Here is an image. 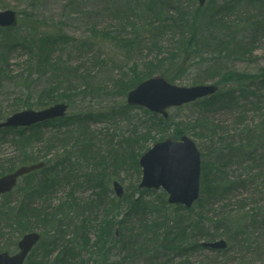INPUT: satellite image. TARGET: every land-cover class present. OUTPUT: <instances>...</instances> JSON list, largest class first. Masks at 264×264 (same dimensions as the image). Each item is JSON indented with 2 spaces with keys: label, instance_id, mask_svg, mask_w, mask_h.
<instances>
[{
  "label": "rangeland",
  "instance_id": "rangeland-1",
  "mask_svg": "<svg viewBox=\"0 0 264 264\" xmlns=\"http://www.w3.org/2000/svg\"><path fill=\"white\" fill-rule=\"evenodd\" d=\"M207 9L217 13L215 23L211 21L207 25L209 18L204 11ZM5 10L17 13L18 24L13 30L4 29L8 45L13 46L12 50L7 52L0 49V52H7L9 56L7 75L0 77V115H4L5 119L16 111L49 107V104L36 105V98L54 78H62L61 71L58 74L48 73L30 86L27 85L29 89L15 81V77L21 73L25 77L32 55L25 41L29 40L31 44L39 37H48L50 41H58L53 47V57L60 62L59 67L71 66L78 71L74 74L76 81L73 84L77 88L71 91L64 89L60 93V96L70 97L73 101V107L68 110L62 124L69 123L70 127L78 117H85L89 121L85 136L91 138L92 132L97 135L94 148L83 145L82 148H74L75 157L79 159L77 162L74 163L67 155L62 157L66 167L64 172L62 165L58 166L55 160V166L63 173V178L79 175L83 184L73 189L71 185L59 187L56 193L46 198L49 208L68 202L73 210L72 215L77 212L81 214L74 215V218H63L64 224L69 228L74 227L67 240L74 236L78 239L77 228L81 224L90 229L88 240L83 238L80 241L81 245H89L86 250H78L82 251L83 258L77 257L76 252L73 255V252L67 251V256L73 257V260L63 264H94V258L95 264H108L111 260L129 264L130 260H125L124 254L120 253L122 246L141 241L142 231L150 226L147 221L144 229L140 226L142 219H148L145 214L140 217L133 215L128 220L124 216L128 208L127 199L140 195L138 186L142 174L139 167L135 166L137 153L166 138L173 139L176 123L187 129L184 134L201 151L202 188L204 167L207 169L204 183L206 194L200 197V202L210 196L220 197L210 207L214 212L209 214L203 224L208 234L214 236V239H208H225L228 243V248L223 251L205 248L196 250L189 261L195 264L208 263L210 260L225 264H264V148L258 147V141L250 138L251 145L248 146V138L238 134L239 126L235 123L238 117L244 116L246 123L252 125L251 128L260 125L264 115V80L260 79L254 84L251 90L255 92L252 94L248 85L229 79V82L220 85L219 94L234 92L237 103L230 105L223 100L222 107L213 108L210 99H204L172 108L169 110L168 124L164 127L160 116H150L148 111L128 107L126 100V93L133 87L132 78H141L151 72H154V76H164L165 73L172 76L171 67H183L173 82L185 87L215 83L225 70L242 72L246 81L249 75L257 77L264 68V0H208L203 7L199 5V0H0V11ZM219 23L229 28L224 32L226 38L232 34V28L237 27L239 31L235 32V45L242 43L248 49L253 48L254 54L246 55L245 58L240 56L216 60L212 40ZM193 31L196 32L195 40L191 39ZM189 42L191 47H188ZM134 66H138V73H131ZM219 67L225 69L221 71ZM30 92L33 100H29L32 106L28 107L30 104L26 106L25 99ZM89 111L93 112L83 116ZM110 113L112 116L107 118ZM141 120L146 122L147 131L146 125L140 127ZM59 123H44L40 130H28L27 134L33 136L27 145L28 150L34 152L41 147L37 138L42 134L46 137L76 135V128L54 135L57 130L68 128L54 125ZM225 127L229 131L224 136L226 140L221 134V129ZM134 129L139 131V136L131 137ZM81 132L80 139L83 141L86 137ZM14 136V133H10L5 140H0V159H13L18 155L13 144ZM132 139L135 143L130 142ZM56 144L54 148L58 150L52 151L49 157L52 162L54 156L62 151L63 144ZM231 146L239 148L237 152L244 154L240 163L230 157ZM91 150L106 157L96 162L92 159ZM102 162L104 166L100 165ZM94 168H97V174L101 173L102 185L96 184ZM44 175L35 173L34 178L47 183L49 180ZM51 175L58 179L56 172L53 171ZM113 178L125 189V196L121 199L115 197ZM25 184V180L21 179L14 191L0 197V212L24 200L27 191ZM156 191L145 193L144 197L159 207L161 203L155 200L163 190ZM92 197L94 202H91ZM196 210L198 208L194 207L188 216L195 218ZM17 217L16 222L22 228L25 225L26 229L22 231L16 225L8 227L6 238L0 237V251L17 252L18 236L24 234L21 232L35 228L49 230L44 226V214L41 212L33 211L27 216L22 214ZM113 219L114 222L122 221L120 226L124 230V241L115 249H111L114 240L108 236ZM2 226L3 221H0ZM106 246L104 258L98 263L96 253ZM57 253L58 250L54 256ZM41 257L42 254L34 256L30 264H36V259ZM166 259L162 253L161 262Z\"/></svg>",
  "mask_w": 264,
  "mask_h": 264
},
{
  "label": "trees",
  "instance_id": "trees-1",
  "mask_svg": "<svg viewBox=\"0 0 264 264\" xmlns=\"http://www.w3.org/2000/svg\"><path fill=\"white\" fill-rule=\"evenodd\" d=\"M206 15L209 18V21L207 22V25L212 21L215 23V20L217 19V13H212L210 9L204 10ZM219 12V11H218ZM218 30L214 33L213 35V40L212 43L214 44L212 49H216L215 55H216V60H222L225 58H231L235 57L238 58L240 56L244 57L246 55L252 56L254 54V49L246 47V45H241L242 43H237L235 45V40H236V31H239L237 27H233V32L232 34L226 38L224 36L225 30L229 29L227 25H222L218 24L217 27ZM259 27H257L258 30ZM14 28H9V30H13ZM193 36H191L192 40H195L196 38V32L193 31ZM0 34L2 35V38H0V49H3L7 52H10L12 50V45H8V38L6 37V34H4V29L0 28ZM258 34V32H257ZM27 44L26 46L31 50V58L30 62L28 65L27 70L25 71V77L24 74L21 73L18 76H16L15 81L20 82L24 87H27L36 82L37 80H40V78L47 76L48 73L51 72H57L55 74H58V71H61V77L62 78H54V80H59V81H54L49 83L48 89L40 91L41 93L38 95L36 98V105L38 106H44L45 102H54L57 100H69L71 101L70 97H62L60 96L61 90L67 89L68 91L74 90L77 88V86H74L73 84L75 83L76 79L74 74L78 73V71L71 67V66H60V62L57 61L53 57V47L58 41H50L48 37H39L35 40L32 41L30 44L29 40L25 41ZM210 45V43L208 42ZM229 46H232V48H229ZM188 47H191V42L188 43ZM228 48V49H227ZM225 50H228L226 52ZM229 50H232L231 52ZM7 52H0V77L3 78L5 72H8V67H9V56ZM235 54V55H232ZM155 67H158L155 66ZM183 67L176 68L174 69L171 67L172 71V76H169L168 73H165L164 76L171 81H174V78L176 75L181 73V70ZM220 68V67H219ZM225 69V68H220ZM55 70V71H54ZM136 70L133 69L132 73H134ZM222 71V70H221ZM136 73H138L136 71ZM154 75V72L151 73H145L144 76H141V78H132L131 79V86L136 85L139 83L142 79L152 77ZM250 76V75H249ZM262 76V79L264 80V68L262 69V73L260 74ZM37 77V78H36ZM79 78H81L79 76ZM217 81L219 84H225L226 82H229V79H232L233 82L239 83L244 79V76L242 75V72L240 73L239 71L236 70H225V72L220 74L218 77ZM19 80V81H17ZM264 84V82H263ZM28 85V86H27ZM22 98L19 97L17 101H19ZM26 100V106H32V103L30 102L31 100V92L28 94ZM30 100V101H29ZM223 100H226L228 104L232 105L237 103V97H235L234 92H222L220 94H217L216 96L210 98L209 103L213 108L217 107H222L221 104ZM25 101H23L24 103ZM34 102V101H33ZM71 106V102H69ZM210 110V109H209ZM86 113L83 115L85 116ZM112 116V114L110 115ZM4 117V115H0V120ZM60 123L59 124H54L58 125L61 127H68V124H62L65 119H59L58 120ZM71 121V120H70ZM162 121V125L165 126L166 122ZM246 118L243 116V118L240 116L235 120V123L237 126H239L238 129V134L242 137H247L248 138V146L251 145V140H256L258 141V147L262 146L264 148V115L261 118V123L259 126H255L253 128L252 125H249L246 123ZM89 124V121L86 120L85 117H78L77 121L71 123V126L68 128H61L54 133V135H60L64 131H68L70 128H76L77 133L75 136L72 135H67L66 137L62 136H53V137H46L43 134L37 138L41 144V147L37 149L36 151L32 152L28 150V144L29 141L33 138L30 137L27 134V131H36L40 130L41 126H34L31 128H19V129H3L0 131V140H5L10 133H14V145L17 148L18 155L13 158V159H0V176L9 173L13 171L16 167L20 165H25V164H30V163H35L38 161H45L46 166L38 172L35 173H44L47 178L48 182L44 183L42 181H38L35 179V173H32L30 175L25 176L24 178L26 184V193L24 194V200L19 202L16 206H19L16 208L14 207H9L6 210H3L0 212V221H3L2 227H0V237H3L5 235L6 229L9 227H13L14 225L19 226L22 231L26 229L25 225H23V228L20 224H18L16 221L18 220L17 216H20L24 214V216H27L30 214V212H41L44 214V219L48 220L51 219L52 222L49 225V227H52L58 220L60 215H62V218L66 216H74V215H81L78 212L74 215H72L73 210L70 208L71 204L68 202L63 203L62 205L56 207L53 206L49 208L48 202L46 198H50L51 195L56 193L57 189L59 187L63 186H68L71 185V189L77 188L78 185L83 184L81 182L80 176L74 177L73 175L71 177H65L63 178L62 174L58 169L57 166H55L52 163V159H50V155H52V151L58 150V148H54L55 144L58 142H61L62 145V151L56 156H54V160L56 159L58 166L62 165V172L66 170L65 167V161L62 160V157H67L70 160H73V162H77L79 159L76 158L75 150L74 148H82V145L84 147H90L94 148L95 143V137L97 136H92L91 138H87L85 135L86 128ZM53 125V124H52ZM176 133L174 134V137L179 138L182 136L187 129H183L182 125L180 123H176ZM82 131V132H81ZM80 132L83 136L86 138L83 139V141L80 139L82 138L80 135ZM228 129L222 128L221 129V134L224 136L228 134ZM134 134V133H133ZM43 136L45 139H43ZM47 138V139H46ZM59 140V141H58ZM85 140V141H84ZM82 142H84L82 144ZM56 144V145H57ZM71 145L70 148H68V145ZM257 145V143H256ZM112 147V146H111ZM239 148H234V146L230 147V157L233 158L237 162H241L244 159V154L238 153L237 150ZM111 151V150H110ZM109 152V151H108ZM139 156V153L137 154ZM91 156L92 159L96 160H103L106 156H104L100 152H96L94 150H91ZM222 158V157H220ZM223 159V158H222ZM54 162V161H53ZM101 166L104 165V162L100 164ZM137 167L138 164L136 162L135 164ZM206 168L204 167V172H203V188L201 192V196L205 197V170ZM56 172L57 178L55 179L52 177L51 173ZM97 168H94V173H96ZM208 177H209V173ZM87 177L83 178L85 180ZM209 179V178H208ZM96 180V179H95ZM98 182V180H96ZM100 184V182L98 183ZM77 190V189H76ZM151 192L150 190H141L139 191L140 195L138 197H133L132 199L128 200L127 199V209L124 212V216H126L127 220L132 218L133 215H137V217H140L142 214H145L148 219H142L140 226H142V229H144V225L146 224V221L150 224L148 229H144L142 231L143 237L142 240L139 242H131L132 245L127 246L124 244L121 248V252L124 254V259L125 260H130L129 264H135L139 263L140 264H195L189 261L191 254H193V251L203 249L202 244H200V239L204 235L207 240H210L208 238H214V236H211L208 234V232L204 229L203 224L205 220L208 219L209 214L213 213V210L210 209L212 204L220 197L216 196H210L209 199H204V202H200L202 198L197 202V204L194 207H197L198 210H196V216L195 218H192L188 216L189 214L192 213L193 209L191 210H181L183 207L178 206V207H173L167 205V202L165 200V195L160 194L158 199L155 200L157 202H160L161 205L157 207L155 205V202L146 200L144 197L145 193ZM227 193H224V195ZM43 197H45L43 199ZM91 202H94V197L91 198ZM40 204L37 209L32 208L33 204ZM118 205L121 203L118 202ZM32 207H31V206ZM50 209V210H48ZM215 216H218L216 213H214ZM115 219H113L111 226L108 231V236L112 240L113 238V246L111 249H115L116 247L119 248V244L123 242L124 240L122 239L123 237V229L121 230L120 224H122V221L120 222H114ZM153 220L152 223H150ZM224 221L221 222L223 225ZM48 227V225H44ZM225 225H223L224 227ZM116 229L119 230V239L115 237V231ZM79 236L78 239L76 236H74L71 240L67 241V234L68 232L63 231L61 226L57 227L56 230L53 231V236L51 240V245L48 244L44 248V252L46 254H42V257L39 259H36V264H59V263H67L68 261H72L73 257H68L67 256V251L76 252L77 257L83 258L82 257V248L86 250V247L89 245H81L80 241L85 238L88 240L90 235V229L87 226H82L79 225L77 228ZM81 232V234H80ZM192 244V245H191ZM259 248V244H257ZM62 246L63 250L59 253L57 257H54L52 259L54 251L59 247ZM108 246V245H107ZM106 247L101 248L97 251L96 257H97V262L99 263L101 259L103 260L104 254L106 252ZM138 252L136 251V249ZM77 250V251H76ZM162 253L165 255L167 258L165 262H161V256ZM177 259V261H176ZM33 257L30 258L29 261H32ZM53 261V262H52ZM95 264V258L93 260ZM123 261H117L113 262L112 260L108 264H122ZM203 264H225L219 261L215 260H210L208 263H203Z\"/></svg>",
  "mask_w": 264,
  "mask_h": 264
},
{
  "label": "water",
  "instance_id": "water-1",
  "mask_svg": "<svg viewBox=\"0 0 264 264\" xmlns=\"http://www.w3.org/2000/svg\"><path fill=\"white\" fill-rule=\"evenodd\" d=\"M203 4L205 0H200ZM16 13L13 11L0 12V25L12 26L16 24ZM218 90L215 85H201L191 88L178 87L170 84L162 77L152 78L142 82L128 94V101L133 105H142L152 111L164 114L166 109L173 105H182L186 102L214 94ZM67 107L64 104L52 108L34 111L26 110L18 112L0 122V129L6 127L31 126L38 122L63 116ZM140 163L144 168V178L141 187H164L169 193V202L185 204L191 207L199 198L201 154L194 141L188 137H182L181 141L167 139L157 143L141 158ZM33 165L22 167L15 173L0 179V193L9 191L16 184L17 178L25 173L41 167ZM115 189L118 195H122V188L116 183ZM39 240L36 233L26 235L20 242L21 252L9 256L0 254V264H23L33 245ZM210 247L223 248L224 241L207 244Z\"/></svg>",
  "mask_w": 264,
  "mask_h": 264
}]
</instances>
